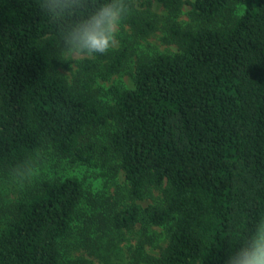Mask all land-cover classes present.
<instances>
[{
    "label": "trees",
    "instance_id": "16d2710c",
    "mask_svg": "<svg viewBox=\"0 0 264 264\" xmlns=\"http://www.w3.org/2000/svg\"><path fill=\"white\" fill-rule=\"evenodd\" d=\"M161 1L164 41L177 50L139 57L133 86L112 84L108 101L95 79L120 71L127 46L79 61L69 79L53 67L57 27L37 0H0V176L48 149L89 166L109 156L132 202L92 203L97 234L167 225L158 254L139 240L133 264H225L239 247L229 235L264 217V0H186L194 24L177 20L179 0ZM128 22L136 37L157 29L145 15ZM109 125L103 140L91 136ZM154 190V203H136ZM83 196L76 176L21 194L0 229V264H93L66 248Z\"/></svg>",
    "mask_w": 264,
    "mask_h": 264
},
{
    "label": "rangeland",
    "instance_id": "374dc122",
    "mask_svg": "<svg viewBox=\"0 0 264 264\" xmlns=\"http://www.w3.org/2000/svg\"><path fill=\"white\" fill-rule=\"evenodd\" d=\"M179 3L177 20L184 24H194L196 21L190 15V4L186 0H179ZM238 10L241 11L239 6ZM169 11L168 4L161 0H132V13L130 16H149L151 19L156 20L157 29L145 38L136 37L128 22L129 17L126 19L119 33L117 47L108 53H114L118 48L124 46H127L132 53L119 72L106 79L96 77L94 87L98 89L103 99L111 101V97L104 95L103 91L112 84L124 87L133 86L134 67L139 57L158 52L170 53L177 50L175 44L164 41V26ZM57 52L52 56L53 67L57 72L70 79L78 69L79 61L72 66L70 71V62L59 60ZM111 129H113L111 125L101 129H93L91 130V136L96 140H103L105 133ZM97 161V166H89L82 162L71 161L69 158L57 155L52 149H48L44 159L38 165L37 178L31 184L19 187L13 184V178L8 176V173L0 176V229L4 226V221L10 213L7 206L21 194L28 192L33 185L45 179L52 180L76 176L82 181L84 196L71 231L66 237V248L70 251L68 252L70 258L80 257L88 261L91 260L93 264H133L131 251L139 240L145 241L144 248L147 253L157 255L159 247L166 243L167 225H148L145 227L137 223L128 229L115 227L109 229L105 227L109 229L105 235L96 233L94 223L91 222V216H88L91 214L92 203L97 202L104 207L109 205L111 209L120 210L125 204L132 202L129 199L127 184L119 168L118 161L109 156H98ZM158 197L159 192L154 190L151 197L136 203L144 207L154 203L158 200ZM98 236L100 237L98 238ZM151 236H153L152 242L147 241V238ZM63 248L65 250V241Z\"/></svg>",
    "mask_w": 264,
    "mask_h": 264
},
{
    "label": "clouds",
    "instance_id": "9594fccd",
    "mask_svg": "<svg viewBox=\"0 0 264 264\" xmlns=\"http://www.w3.org/2000/svg\"><path fill=\"white\" fill-rule=\"evenodd\" d=\"M48 22L57 27V58L72 66L114 50L123 23L132 13V0H37ZM69 71V72H70ZM39 156H30L13 166L8 176L24 187L38 175ZM239 247L225 264H264V217L247 236L229 235Z\"/></svg>",
    "mask_w": 264,
    "mask_h": 264
}]
</instances>
